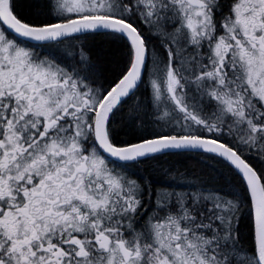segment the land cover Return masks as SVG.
Returning a JSON list of instances; mask_svg holds the SVG:
<instances>
[{
    "label": "snow or ice",
    "instance_id": "snow-or-ice-1",
    "mask_svg": "<svg viewBox=\"0 0 264 264\" xmlns=\"http://www.w3.org/2000/svg\"><path fill=\"white\" fill-rule=\"evenodd\" d=\"M0 264H264V0H0Z\"/></svg>",
    "mask_w": 264,
    "mask_h": 264
}]
</instances>
